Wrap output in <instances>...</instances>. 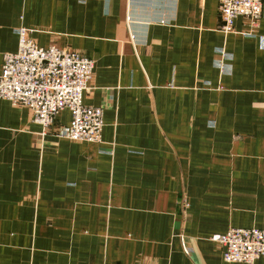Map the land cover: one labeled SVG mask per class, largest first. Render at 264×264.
Wrapping results in <instances>:
<instances>
[{
	"label": "crops",
	"instance_id": "obj_1",
	"mask_svg": "<svg viewBox=\"0 0 264 264\" xmlns=\"http://www.w3.org/2000/svg\"><path fill=\"white\" fill-rule=\"evenodd\" d=\"M220 26L219 0H0V75L21 28L81 53L105 124L0 100V264H228L214 236L264 230V18Z\"/></svg>",
	"mask_w": 264,
	"mask_h": 264
},
{
	"label": "built area",
	"instance_id": "obj_2",
	"mask_svg": "<svg viewBox=\"0 0 264 264\" xmlns=\"http://www.w3.org/2000/svg\"><path fill=\"white\" fill-rule=\"evenodd\" d=\"M220 31L234 32L238 18L246 19L256 28L264 18V0H219ZM18 50L4 56L0 75V100L14 107H25L33 123L44 131L53 127L60 113L69 111L71 122L61 129L57 137L74 142L102 143L105 127L103 108L88 107L84 97L90 89L95 63L78 52L62 50L56 46L41 48L31 39V31L16 30ZM255 37L254 35H246ZM216 67L222 74H229L226 62L232 60L225 50L216 51ZM185 207H189L185 203ZM212 241L223 249V260L228 264H255L264 257L263 229H231ZM183 251L193 250L181 238Z\"/></svg>",
	"mask_w": 264,
	"mask_h": 264
}]
</instances>
